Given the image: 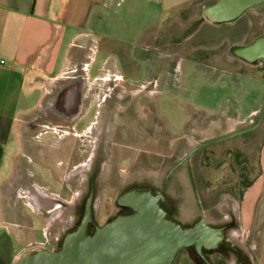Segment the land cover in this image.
<instances>
[{"label": "crops", "instance_id": "0c3cea01", "mask_svg": "<svg viewBox=\"0 0 264 264\" xmlns=\"http://www.w3.org/2000/svg\"><path fill=\"white\" fill-rule=\"evenodd\" d=\"M125 1L0 0V264H14L19 255L43 237L44 242H48L43 231L53 223V207L43 210L39 205L35 210L28 198L36 194L35 187L43 190L46 198L59 199V196L52 190L50 180L42 178L33 168L37 165L46 169L49 177L54 173L55 184L67 185V174L61 178L59 172L62 171L59 164L55 165V160L50 162L49 158H40L38 161L35 157L54 149L56 134L50 131L58 130V124L87 119L88 112L85 115L79 112L84 99L80 88L91 81H107L111 79L109 77L119 79V83L127 87L144 88L151 83L157 86L159 66L163 78L169 72L166 68L170 63L168 58H177L176 50H169V13L171 9L195 0L172 3L170 0H130L129 4ZM143 3L159 10L156 17L145 11L140 26L120 23L115 8L127 5L132 18L134 10ZM110 8L114 9L112 14L107 12ZM202 8L200 24L194 34L201 35L205 31L204 40L210 43L206 56L214 58L217 65V45L229 40L228 55L220 54L226 65L220 66L230 75L232 90L240 93L227 101L223 110L221 107L215 109L216 102L212 100L199 106L209 115L212 129L221 128L225 122L227 129L219 135L222 137L255 124L264 106V59L257 65H249L235 53L236 49L264 35V22L252 24L254 15H248L250 12L247 11L233 22L213 25L202 18ZM164 9L166 14L168 12L165 20L161 18ZM222 25L226 27V36L219 38ZM190 37L191 34L188 38L173 34L176 42H185ZM198 77L199 80L206 79L205 82L208 80L205 72H199ZM37 114L40 119L36 118L37 128L31 129L34 131L30 135L34 141L27 140L25 134L29 126L25 120L29 115ZM54 119L60 123L51 125ZM43 125H49L50 130L43 135L46 137L42 144ZM86 130L87 125L80 132ZM240 137H243V149L250 148L248 151L255 142L259 143L258 172L248 181L250 185L242 195L233 200L237 204L242 236L247 237L245 246L253 258L251 251H256L259 246L252 232H261L254 231L260 223L264 230V119L256 130ZM66 144L67 141L61 145L67 146L62 149L64 153L69 150ZM45 180H48L47 184ZM28 190L30 193L26 198L22 193ZM40 198L35 197L37 203L41 202ZM59 200L64 203L63 199ZM44 217L47 220L43 223Z\"/></svg>", "mask_w": 264, "mask_h": 264}, {"label": "rangeland", "instance_id": "374dc122", "mask_svg": "<svg viewBox=\"0 0 264 264\" xmlns=\"http://www.w3.org/2000/svg\"><path fill=\"white\" fill-rule=\"evenodd\" d=\"M174 1L181 0H170L169 2ZM213 1L195 0L170 10L171 42L169 50H176L177 58H168L170 63L166 68L169 69V72L165 73L163 78H161L162 68L159 66L160 81L157 86L151 83L150 86L144 85V88L127 87L128 85L119 83V79L109 77L111 79H107V81H91L88 84L85 83L82 89L80 88V95L84 99L81 105L82 109L79 112L84 115L88 112L86 114L88 115L87 119L85 118L80 124H85L84 128L89 124L88 130L90 132L88 138L79 136L78 139L74 138L73 143L75 146L84 145L87 147L89 145L90 162L96 160L100 163L98 183L95 186L96 198L97 200L98 197L101 199L100 223L108 221V216L112 213L113 207L116 208V198L121 192L131 188H144L158 192L163 188L165 179L167 180L166 196L176 204V208H173L171 213L174 219L186 225L198 217L188 170L183 160L202 141L218 139L219 135L225 133L227 129L225 122H222L221 128L212 129L209 115L199 106L202 103L208 104L212 100V102H216L215 109L221 107L223 110L227 101L230 102V99L240 95L238 91L232 90L230 75L220 66L226 65L220 54L228 55L229 40L225 39L217 45L219 54V64L217 65L214 58L206 56L209 54L206 51L210 47V43L204 40L206 35L203 33L205 31H202L201 35L194 34L195 29L200 24L201 7ZM125 2L129 4L130 0ZM143 4L142 7L134 10L132 18L127 5L115 8L119 13L120 23L128 26L132 23L134 26H140L143 23L142 14L145 11H149L150 14L153 13L156 17L159 10L154 6L150 8L148 4ZM113 11L112 8L107 9V12L111 14ZM166 11L164 9V13L161 15L164 20L168 16ZM248 12H250L248 15H254L253 21L255 23L264 22V3L250 8ZM222 26L221 29H223L218 31L219 38L226 36V27ZM174 32L178 33L181 38L183 36L188 38L190 34L192 37L185 42H176L173 40ZM262 32H264V28ZM205 66L208 67L206 70L203 69ZM199 72L206 73L207 82H205L206 79L200 78L199 80ZM38 114L34 117L29 115L25 120L27 127L29 126L25 134L27 140L29 138L34 141L30 135L34 131L31 129L37 128L36 118L37 120L40 119ZM240 136L205 146L196 151L194 156L190 158L191 164H196L193 174L197 179L201 197L207 201V194H217L218 206L223 205L222 209L218 207L215 219L209 212L205 213V218L209 222L223 223L222 218L229 217V209L234 204L236 205L233 200L238 199L243 186L258 172L257 151L259 143L255 142V146L253 145L248 151L250 148H247L248 150L243 149V137ZM40 142L42 143L41 139ZM64 144L65 142L62 145ZM66 145H69V142ZM59 149L55 147L50 152H42V156L53 162L55 159L63 157ZM245 150L246 152H244ZM30 160L34 161L33 159ZM30 167L33 168V166ZM76 168L77 166L74 170ZM33 169L42 178L50 180L52 190L60 199H63L64 204L67 202L69 205L74 202L64 193L66 183L55 184L53 182L54 173L49 177L46 169L39 168L37 165ZM29 170L31 171V169ZM26 172L28 173L27 170ZM85 172L86 170L74 174L68 183L74 195L85 189V184L82 183ZM59 173H61V178L65 175L63 172ZM45 183L47 184L48 180H45ZM40 204L43 210L55 208V205H60L63 208V213L57 216L54 221L58 223H52L50 228L45 232L43 231L48 243L53 247L52 239L60 234L62 223L70 217V211L65 208L64 204L61 205L56 201L42 200L38 202L36 208ZM46 220L47 217H44L42 222L44 223ZM255 230H261V232H252L259 246L256 251H251L254 253L253 258L245 246L247 245V237L242 236L239 223L238 228L234 225L223 231L220 235L221 241L228 239L227 236L230 231L238 232L237 245L246 250L244 252L248 255L249 260L253 264H264L262 223L258 224ZM45 246L43 237L37 244L28 249L45 248ZM239 255L243 257L241 253ZM226 260L229 264H233L234 254L229 252ZM174 264L193 263L178 258Z\"/></svg>", "mask_w": 264, "mask_h": 264}, {"label": "water", "instance_id": "95a60500", "mask_svg": "<svg viewBox=\"0 0 264 264\" xmlns=\"http://www.w3.org/2000/svg\"><path fill=\"white\" fill-rule=\"evenodd\" d=\"M264 0H215L201 10L202 18L220 25L237 20L248 9L263 4ZM238 58L249 65L264 59V35L249 45L236 49ZM264 119V106L252 126L218 139L201 142L183 161L210 144L256 130ZM189 170V169H188ZM162 191L132 190L124 193L122 205L135 213L120 215L104 225L87 232L86 217L80 229L65 236L59 247L47 250L35 247L24 251L14 264H173L178 251L190 245L199 250L202 244L221 241V229H210L203 222L199 230L186 231L172 220L155 202Z\"/></svg>", "mask_w": 264, "mask_h": 264}, {"label": "flooded vegetation", "instance_id": "af4514ba", "mask_svg": "<svg viewBox=\"0 0 264 264\" xmlns=\"http://www.w3.org/2000/svg\"><path fill=\"white\" fill-rule=\"evenodd\" d=\"M251 19L254 20L252 17ZM252 24H255V22L252 21ZM81 122L74 121V122H70L67 125L61 124L60 122H58V120H55V119L52 120V122H50L51 125L60 123L58 124L60 125L58 126L59 127L58 130L50 131L51 133L56 134L54 135L55 136L54 140L56 142L54 145V148L55 147L60 148L59 150L63 154V157L59 159H55L54 163L55 165L59 164L61 166V167L59 166V169L63 173L67 174V180H66L67 185L64 186L65 188L64 193L65 195L67 194V197H69L70 199H73L72 201L74 202H71L70 205H66L62 203V201L59 200L60 197L59 199L46 198V197L45 199L43 197L40 198V201L48 200V202L56 201V202H59L61 205L64 204L65 208L70 211L69 221L67 218L66 222H63L60 234H58L56 238L52 239V243L54 246L51 247V245L48 242L46 243L45 248L47 250H52V249H56L57 247H59L67 234L73 233L81 228L83 221L86 217H89L87 224H86L87 232L89 234H92L95 231L96 226L100 227L104 225L106 222L110 221L111 219L117 216L130 215V214L135 213V211L132 208L122 205L119 199L124 193L128 191L148 190L144 188H131V189H126L123 192H121L116 198V201H115L116 208L113 207L112 213L108 216V221L100 223L99 213L101 210V199L100 197H98V200H97L96 195H95L96 194L95 186L98 183L97 182L98 177H99L98 169H99L100 163L99 161H96L94 159H93L94 161L90 162L91 155L89 156V152H88L89 145L87 147L84 145L75 146V144L73 143L74 138L78 139L79 136H81L82 138L83 137L88 138L89 136V132H90L88 130V128H90L88 127L89 124L87 126L86 131L80 132L85 125V124L83 125L80 124ZM43 126L44 127L42 128V131L40 133L41 136L46 135L50 127L49 125H43ZM74 127L77 130L74 129ZM45 137L46 136H43V138L41 139L43 140L42 142H44ZM49 137L51 136L49 135ZM66 141L69 142V145H68L69 150L67 153H64L62 149L67 148V146L63 148L61 145H62V142L66 143ZM85 142H87V140H85ZM194 154L192 156H194ZM40 156L41 154L36 155L35 157L37 158L36 160L39 161L40 158L45 159L43 156L41 157ZM190 158H189V164L187 165L185 161H184V164L186 165L187 170L189 169L188 174H189L190 186L192 188V192L194 196L193 198L196 203L198 217L193 222L188 223L186 225L185 224L183 225L179 223L176 219H174L171 213H172V209L176 208V204L173 202V200L168 199L166 196V193H165V186L167 182L166 179L164 180L163 188L160 189V191H162L161 198L160 197L157 198L155 202L165 212L167 219L172 220L175 223L179 224L183 228V230H186V231L199 230L202 222L210 229H221L222 232L234 225L236 226V228H238V220H237L238 218L235 213L234 206H232V208L229 209V217L222 218L223 223H225L224 225L222 222H218L216 224V222H213V221L208 222L206 220L205 218L206 212H209V214L212 216L213 219L217 217L218 207H219L218 202H217L218 197H217V194H213V193L207 194V197H208L207 201L204 200L203 197H201L200 192L198 191L199 189L197 185L198 183L196 181L197 179H195L194 174H193L196 164L195 163L191 164ZM76 166L77 168L74 170ZM90 168H92L91 171H90ZM85 170H86L85 177L82 178V181H83L82 183L85 184V189L84 191H79L74 195V192L70 189V187L68 186V183H70V180H72V177L74 174L81 173ZM68 172L70 173L68 174ZM37 189L41 191L39 192L40 195L42 194V192L44 193V191H42L40 188L37 187ZM222 207L223 205H220L219 208L222 209ZM65 223L67 224L70 223V225H67V224L65 225ZM232 232L234 233L235 231H232ZM222 241H219L217 244H213V243L212 244L211 243L202 244L199 247V250L196 248L195 245H190L188 247L182 248L178 251L173 264L178 260V258L185 259L188 262L193 263V264L195 263L196 264H229V262L226 260L229 252H232L234 254L233 264H252V262L248 258V255H246V253L244 252L242 248H240V246L238 245L236 246L234 243L229 242L228 240H222ZM240 253H241V256L243 257H240L239 255Z\"/></svg>", "mask_w": 264, "mask_h": 264}, {"label": "bare ground", "instance_id": "6f19581e", "mask_svg": "<svg viewBox=\"0 0 264 264\" xmlns=\"http://www.w3.org/2000/svg\"><path fill=\"white\" fill-rule=\"evenodd\" d=\"M88 142V141H87ZM27 182V181H26ZM35 190L38 192L36 195H32L31 197H29L28 198V200H29V204L31 205V207H33V209L35 208V210H37L38 208H36V206H38V203H37V199L35 200V197L37 198L38 196H42L44 199H45V197H48V196H46L43 192H42V194L40 195L39 194V192H41V191H39L36 187H35ZM28 192L30 193V191L28 190L27 192L25 191V192H23L22 194L23 195H25L26 196V198L29 196V194H28ZM70 205V204H69ZM235 205V204H234ZM237 205V204H236ZM236 205L234 206V209H235V213H236V215H237V212H236ZM72 206H73V204H72ZM30 207V208H31ZM53 217H54V219H53V223H55L54 221H55V219H56V217L57 216H59V215H61L62 213H63V208H61V206L60 205H55V208L53 207ZM63 217V216H62ZM64 219V218H63ZM238 220V219H237ZM68 221H69V218H68ZM208 221V220H207ZM66 222V221H65ZM209 222V221H208ZM63 224V223H62ZM67 223H65V225H66ZM217 224V223H216ZM52 225V224H51ZM50 225V226H51ZM67 225H70V223L69 224H67ZM50 228V227H49ZM238 235H239V233L238 232H232V231H230L229 232V234H228V236H227V238L228 239H226V240H228L229 242H232V243H234L236 246H237V244H238ZM231 243V244H232ZM240 244V243H239ZM243 250H245V249H243ZM246 251V250H245Z\"/></svg>", "mask_w": 264, "mask_h": 264}, {"label": "trees", "instance_id": "16d2710c", "mask_svg": "<svg viewBox=\"0 0 264 264\" xmlns=\"http://www.w3.org/2000/svg\"><path fill=\"white\" fill-rule=\"evenodd\" d=\"M249 182H247L244 186H243V189H242V192L240 193V196L242 195L243 191L249 187Z\"/></svg>", "mask_w": 264, "mask_h": 264}, {"label": "built area", "instance_id": "2783aa9c", "mask_svg": "<svg viewBox=\"0 0 264 264\" xmlns=\"http://www.w3.org/2000/svg\"><path fill=\"white\" fill-rule=\"evenodd\" d=\"M0 63H2V62H0Z\"/></svg>", "mask_w": 264, "mask_h": 264}]
</instances>
